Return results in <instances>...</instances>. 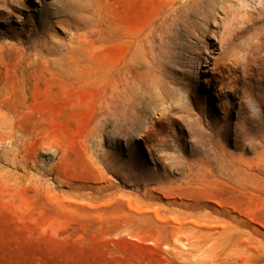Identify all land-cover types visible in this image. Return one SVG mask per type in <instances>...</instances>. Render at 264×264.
Masks as SVG:
<instances>
[{
	"label": "rangeland",
	"instance_id": "rangeland-1",
	"mask_svg": "<svg viewBox=\"0 0 264 264\" xmlns=\"http://www.w3.org/2000/svg\"><path fill=\"white\" fill-rule=\"evenodd\" d=\"M1 1L0 264H264V0L178 7L152 71L102 54L100 0Z\"/></svg>",
	"mask_w": 264,
	"mask_h": 264
},
{
	"label": "bare ground",
	"instance_id": "bare-ground-1",
	"mask_svg": "<svg viewBox=\"0 0 264 264\" xmlns=\"http://www.w3.org/2000/svg\"><path fill=\"white\" fill-rule=\"evenodd\" d=\"M11 1L19 2L20 0H2L1 2L6 5ZM145 1L146 0H100V42L102 47V54L105 55L109 47H126L127 50L131 51V57L129 63L126 66L127 68H129V70L134 68H145L149 71H152L153 67H156L155 63L158 61L159 56L161 55V50L164 49L165 45L164 31H166L171 25L174 13L178 10V7H187L193 4L196 0H158L160 3V9L159 11H157L154 18L152 17V19L148 22L147 25L137 31L129 29L125 26V21L123 17L128 15V13L131 14V12L133 11H140V13H143L146 9ZM54 12L57 11L54 10ZM49 23L52 24L53 22L49 21ZM212 33L214 34V32ZM129 70L127 72H130ZM132 78V76L126 75V72L121 73L120 69L118 68V64H115V66H113L111 69H105V71L103 72L102 89L104 95L101 107L102 121L100 129L103 135V139L106 142H108V131L112 132V134H115L119 130L120 117L116 113V109L120 97L123 94V90L133 82ZM162 99L163 102L161 104H164V102L170 100L168 97H163ZM110 125L112 127H109ZM203 174L204 173H199L198 175H195L193 173L192 179L196 182H202Z\"/></svg>",
	"mask_w": 264,
	"mask_h": 264
}]
</instances>
